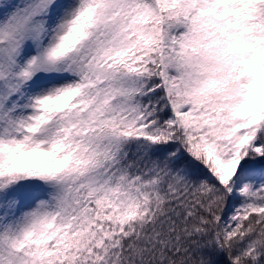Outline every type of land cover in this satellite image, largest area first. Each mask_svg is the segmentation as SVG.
Returning a JSON list of instances; mask_svg holds the SVG:
<instances>
[{
	"label": "snow or ice",
	"instance_id": "6c2138e0",
	"mask_svg": "<svg viewBox=\"0 0 264 264\" xmlns=\"http://www.w3.org/2000/svg\"><path fill=\"white\" fill-rule=\"evenodd\" d=\"M0 264H264V0H0Z\"/></svg>",
	"mask_w": 264,
	"mask_h": 264
}]
</instances>
